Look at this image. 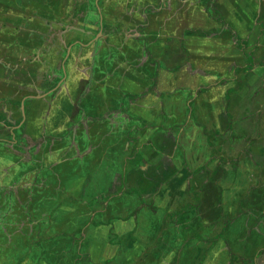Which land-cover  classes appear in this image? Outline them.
I'll return each instance as SVG.
<instances>
[{
    "label": "crops",
    "instance_id": "obj_1",
    "mask_svg": "<svg viewBox=\"0 0 264 264\" xmlns=\"http://www.w3.org/2000/svg\"><path fill=\"white\" fill-rule=\"evenodd\" d=\"M38 1L0 0V207L16 204L26 216L12 230L0 215L2 233H12L4 249L22 245L32 253L28 259L50 257V208L57 207L62 228H73L76 210L87 204L86 187L95 185L107 201L88 214L92 218L115 197L132 193L116 207L118 224L128 231L115 233L135 231L133 241L141 242L131 257L150 255L152 264H264V0ZM117 1L122 6L114 7L119 13L115 28L109 30L105 20L103 42L111 52L118 38L122 43L138 39L146 60L115 64L123 70L116 88L125 92L123 105L106 107L93 120L81 104L96 85L105 45L78 47L73 31L96 35L95 4L103 12L107 2ZM4 2H12L15 10ZM7 11L22 20L1 24ZM41 32L47 34L44 47L35 46L24 57L15 53L16 34L39 41ZM61 35L71 43L73 61L67 62L65 85L58 88L60 78L50 77L54 74L41 58L46 47H61L56 38ZM82 37L78 42L87 45ZM78 50L88 74L79 66L71 70ZM6 51L14 58H5ZM145 66L149 74L142 73ZM130 70L142 76L141 84L125 83ZM181 90L188 92L178 98ZM240 99L250 104L245 118L255 121L251 132L221 140ZM204 106L207 115L201 114ZM233 128L235 136L240 134ZM81 143L89 145L82 153ZM84 162L91 165L85 168ZM206 171L214 173L207 177ZM31 202L44 209L35 221L28 216ZM111 219L92 233L89 224L82 228L77 239L78 251L87 252L82 256L96 262L118 252L107 240ZM88 237L93 246L84 250ZM22 258L12 264H22ZM0 264H6L2 254Z\"/></svg>",
    "mask_w": 264,
    "mask_h": 264
},
{
    "label": "trees",
    "instance_id": "obj_2",
    "mask_svg": "<svg viewBox=\"0 0 264 264\" xmlns=\"http://www.w3.org/2000/svg\"><path fill=\"white\" fill-rule=\"evenodd\" d=\"M124 1V0H123ZM112 7L120 8L122 4L120 1L117 2H110ZM106 9V7H105ZM106 18L109 17V13L106 11ZM97 20V18H95ZM109 20V19H105ZM110 21V20H109ZM105 23V22H104ZM111 22L108 24L107 28H110ZM98 33V28H96ZM94 32V31H93ZM96 33V34H97ZM95 34V33H94ZM92 40V36L89 37L85 42H89ZM119 46V44H117ZM115 49V47H114ZM123 49V48H122ZM128 51L126 57L125 55H115L111 56L110 51L104 49L100 56L98 57V66L95 70L96 74V82L95 86L93 87V90H91L90 93L86 96L84 101H82L81 108L83 111L85 110V113L87 117L92 118L93 120L99 119L101 116L104 108H112L116 109L120 105H123L121 103L122 97L125 92L120 93L121 91L117 90V85L121 79V72L123 71L122 68L114 69V63L118 65H131L134 66L138 63V60L141 58V42L140 40L135 41L132 44L127 45L125 47ZM117 50V49H115ZM112 51V54H116L117 51ZM142 73L149 74L150 68L145 66L144 68H141ZM126 79H124L125 83H128L127 81H132L134 85L141 84L142 83V76L139 75L136 72H133L132 70L128 71L125 76ZM228 122H231L230 126L227 128L225 127L224 130V136L220 137L221 140H229L233 138H237L242 133L241 128H239V120L235 121L234 119H230ZM239 123V124H238ZM237 126V130L240 134L233 133V127ZM105 132V130H104ZM100 132V134H104ZM229 132L231 134L229 135ZM65 147L68 145L67 141H64L63 144ZM88 143H81L79 145V150L82 152H85L88 148ZM101 148H98V153L101 152ZM95 157H99L97 154H95ZM85 168H88L91 164H88L84 162L83 164ZM115 166L116 170H119L120 167H118V164H113ZM61 166L59 167V169ZM207 174H205L208 177V174H213L214 172L206 171ZM216 175V174H215ZM92 188V187H90ZM136 193L134 192V198L136 197ZM101 195H97L94 193L85 194L87 204L80 207V209L76 210L75 219L72 221V224H74V227L70 229L68 226H63L58 220V214H57V207L50 208V217H48L46 220L49 224V242L48 246L52 250L50 251V257L48 258H42V257H32L31 259H28V257L31 256L32 253H29L28 251H24V248L22 245H19L18 249L15 251L12 248L4 249V246L6 245V240L8 235H12V233L8 230L7 233H2L0 229V254L3 255V260L6 264H12L16 263L17 260H19L21 257H23L20 262L24 264L25 260L27 262L32 261L35 264H152V261L149 259V256L142 257L141 254H138L135 257H131L134 253V249L137 246V241L141 242L140 240L136 239L133 241V238L135 237V231L128 234L127 236L124 235L122 237H118L115 232H113V229H109L107 240L109 241V245L113 248H117L118 252L114 253L111 258H102L100 260H96V262H93L94 260L91 259V257H85L82 256V254H87L86 251L79 252V241L77 240L80 237L81 232L83 231L82 228H85L88 226V232L92 233L93 230H97L99 227L98 223H108L109 221H106L108 219L113 218H120L119 215V208L122 205L125 204V201L127 198L132 196V193L130 191H127L123 196L115 197L108 203V205L104 208L105 211L97 212L93 218L91 215L88 216V214L93 213L94 211L100 209L103 207V204L105 201H107V198H101ZM102 196H105L103 194ZM37 197H40V195H37ZM100 197V198H99ZM137 203H134V206L137 207ZM42 208V206H41ZM39 207L38 204L33 205L32 202L30 203V211L28 212V216H30L31 221L38 220L41 217V211L44 213V209ZM95 209V210H94ZM184 209V208H183ZM23 209H21L18 205L12 204L10 202H4L1 204L0 207V215L4 217V221L6 223H9L10 226L14 225L15 223H19L23 218L26 216L22 213ZM81 215L84 217L82 219H78ZM132 219V215H130ZM129 219V220H130ZM1 220V219H0ZM139 220V219H138ZM137 223V221H136ZM4 231L5 227H1ZM62 228L63 230L60 231ZM137 228H139L137 223ZM138 235V234H136ZM166 239L168 238V234L165 235ZM122 240V241H121ZM157 239H155L156 241ZM164 241V237H163ZM93 239H90L88 237L85 242L82 243L83 249H89L91 246H93ZM144 243V240H142ZM149 242V240H147ZM134 246V247H133ZM142 246V243L141 245ZM20 252H23L20 254ZM160 252V250H159ZM64 254H67V256L62 257ZM155 257V256H154ZM156 262H160V258H156Z\"/></svg>",
    "mask_w": 264,
    "mask_h": 264
},
{
    "label": "flooded vegetation",
    "instance_id": "obj_3",
    "mask_svg": "<svg viewBox=\"0 0 264 264\" xmlns=\"http://www.w3.org/2000/svg\"><path fill=\"white\" fill-rule=\"evenodd\" d=\"M76 1L79 2V3H82V0H75V2ZM38 3H41L42 4L43 1L39 0ZM3 7H5V8H11V9H14L15 10L14 4L12 2H11V5H9V6H3ZM53 8L56 10L57 7L54 6ZM113 9L114 8L112 7L111 3L110 2H107L106 11L109 13V17L107 19L110 20V21L108 20L109 23L110 22L112 23L109 30H113V28H115V24H114L115 23V21H114L115 20V18H114V13L115 12L114 11H116V10L115 9L113 10ZM9 13L10 12L7 11L5 13L6 15L3 16V18L6 19V20L7 19H11L8 22V24H7L8 26L10 24L16 23L17 22L16 20H22V19H20V17H11V16L8 17V14ZM22 14H24V13H22ZM23 23H24V21H23ZM27 29L30 30V27H27ZM36 31H37L36 29H33L32 30V32H35V33H36ZM0 32H1V30H0ZM73 32H75L74 38H75L76 44H77V43H79L78 41H80V37H82V33H80V32H82V30H79V31L75 30ZM67 35H69V34H67ZM14 38H17V41H16L15 44L18 45V47L16 48V52L15 53H17L19 56H22V57H24L27 54H29L33 50V48L35 46L39 47L38 49L44 47L45 44H46V42H47V40H48L47 39V34L46 33H42V32H41V38H40L41 40H39V41L37 40L36 37H33L32 35H28V36L21 37L20 35L16 34V36ZM66 40H67V45L65 47H63V48L57 46L55 48L53 47V49L47 50V47H46L45 48V53L43 54V56L41 58V61H44L45 62V65L47 66V68L50 69L52 71V73L54 74L53 76H50V77H54V80L60 78L61 82L62 81L65 82V80H66V78L63 80V77H64L63 70L65 71V77H67V73H66L67 62L70 61V60L73 61L72 60V57H71L72 56V51H71L72 46H71V43H68V39L67 38H66ZM134 40H136V39H131L128 42L122 43L121 39L118 38V40L114 43L115 44V49L118 48V45L117 44H119L121 46V49H117L118 51H117L116 54H112V51H111L110 52V55L111 56H115V55H125V57H126L128 51L126 49H124V48L127 47L128 44L134 43L135 42ZM5 44L6 45H10L11 43L10 44H7L5 42ZM94 45H95V47H97L96 44H94ZM76 46H78V45H76ZM80 47H81V44H80ZM68 48H70V52L69 53L67 52ZM15 53L14 52H11V51H6V54L7 55L5 56V58H7L8 60H10L11 58H14V54ZM78 54H79V50L77 51V54L75 52L73 53V57L76 56V58H77L76 60H74L76 62H74V63H70L69 62V65L71 67L74 66V64H75V67L71 68V70L72 69L75 70L76 69V66H79V68L78 67L77 68L80 70L81 73H83V75L88 74L89 72H91V69H90V67H88V69H87L86 67H83L82 66V62L83 61L81 62V58H82L83 55H81V52H80L79 56H77ZM92 59H91V61H92ZM115 64L116 63H114V69L116 70L117 67H115ZM0 72H2V71H0ZM19 73H20V74H18L19 77L25 78L26 74H23L21 71H19ZM29 74L31 76V73H29ZM42 76L45 77V75H42ZM60 86H62V85H59L58 88H60ZM69 87H71V88H69L70 90L73 89L72 86H71V83L69 84Z\"/></svg>",
    "mask_w": 264,
    "mask_h": 264
},
{
    "label": "rangeland",
    "instance_id": "obj_4",
    "mask_svg": "<svg viewBox=\"0 0 264 264\" xmlns=\"http://www.w3.org/2000/svg\"><path fill=\"white\" fill-rule=\"evenodd\" d=\"M9 5H11V2H4L3 3V6H9ZM106 5H107V3H106ZM106 5L104 6V7H106ZM114 10V9H113ZM115 13H114V18L115 17H117L118 15H119V13L118 12H116V11H114ZM107 16V15H106ZM106 16L104 17V19H107L106 18ZM85 19H87V22L88 23H93L94 22V19H89V18H85ZM116 19V18H115ZM8 21H10L11 19H7ZM7 20L5 19L4 20V23L2 22L1 24H3V25H5L6 24V22H7ZM66 35H61L60 37H56L57 38V40H58V42H59V44L61 45V47L64 45L63 43H65L67 40H66ZM104 49H106V50H109L108 49V45H105V47H104ZM110 51V50H109ZM118 69V68H117ZM212 85V84H211ZM201 90L200 89H198V92H200ZM187 92H188V90H185V91H182L181 90V95L179 94V96H178V98L180 97H184L186 94H187ZM233 103H231L230 105H232ZM249 103L247 102V100L246 99H243V100H239V102L236 104V105H234L233 107H232V110H231V113L228 115V117H227V120L229 121L230 119H234V120H237V119H239V128H241L242 129V131L243 132H251V128H252V126L254 125V120L252 119V118H250V119H248V120H246V118H245V116L248 114L247 112L249 111V110H251V108H249ZM216 109H219V108H216ZM246 113V114H245ZM201 114L202 115H207V110H206V106H204L203 107V111L201 112ZM215 124L216 125H218V121L215 119ZM231 124H233V123H231V122H226V124H225V127L227 128L228 126H230ZM213 126L211 125L210 126V128H212ZM92 188H90L89 186L88 187H86V195H88V194H91V193H94V194H97V195H99V194H102L103 193V191H101L100 189H99V187L98 186H95V185H93V186H91ZM152 204V207L153 208H157V209H159V205H158V202H154V203H151ZM152 212H153V210H152ZM119 223V220H118V218L116 217V218H113V219H111V221H110V225L107 227V228H105V230L107 231V236H108V233H109V229L111 228V229H113V232H118V231H128V228L129 227H125V225H123V226H121V225H119L118 224ZM18 223H15L14 225H12L10 228L12 229V230H15V227H17L18 225H17ZM98 225H99V227L97 228V230H99L100 228H104V226H103V223H98ZM130 231V230H129ZM132 231V230H131Z\"/></svg>",
    "mask_w": 264,
    "mask_h": 264
},
{
    "label": "water",
    "instance_id": "obj_5",
    "mask_svg": "<svg viewBox=\"0 0 264 264\" xmlns=\"http://www.w3.org/2000/svg\"><path fill=\"white\" fill-rule=\"evenodd\" d=\"M96 6H95V11H96V15H97V26H98V33L95 35H91V32H89V31H87V32H84V31H82V32H80V33H88L89 32V35H88V37H87V39L89 38V37H91L92 36V40L91 41H89L88 42V44L87 45H82L81 47H90V46H92V45H94V44H96L97 45V48L98 47H100V48H102L105 44H104V39L102 38V35L105 33V30L103 29V24H104V22H105V19H104V17L106 16V9L105 8H103V12H101V10H100V8L97 6V4H95ZM116 10V9H115ZM95 17V16H94ZM86 18H89V17H86ZM90 19V18H89ZM88 23V22H87ZM81 38V37H80ZM86 38H84V37H82V39H81V41H86L87 40ZM103 39V40H102ZM102 40V41H101ZM76 45H78L79 47H80V44L79 43H77ZM94 47H95V45H94ZM71 48V47H70ZM70 48H68V50H67V52L69 53L70 52ZM142 53H143V56H142V58L140 59L141 61H143V60H146V54H145V48H143L142 49ZM94 56H95V52L94 51H92V58H94ZM140 63V62H139ZM63 73H64V77H63V80L65 79V71L63 70ZM60 85H65V82H61L60 83Z\"/></svg>",
    "mask_w": 264,
    "mask_h": 264
},
{
    "label": "clouds",
    "instance_id": "obj_6",
    "mask_svg": "<svg viewBox=\"0 0 264 264\" xmlns=\"http://www.w3.org/2000/svg\"><path fill=\"white\" fill-rule=\"evenodd\" d=\"M228 113V112H227ZM228 117V116H227ZM226 122H228V120H226Z\"/></svg>",
    "mask_w": 264,
    "mask_h": 264
}]
</instances>
